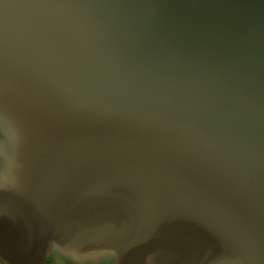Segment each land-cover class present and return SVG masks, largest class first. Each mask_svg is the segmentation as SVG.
<instances>
[{"label": "water", "instance_id": "95a60500", "mask_svg": "<svg viewBox=\"0 0 264 264\" xmlns=\"http://www.w3.org/2000/svg\"><path fill=\"white\" fill-rule=\"evenodd\" d=\"M0 263L264 264V0H0Z\"/></svg>", "mask_w": 264, "mask_h": 264}, {"label": "flooded vegetation", "instance_id": "af4514ba", "mask_svg": "<svg viewBox=\"0 0 264 264\" xmlns=\"http://www.w3.org/2000/svg\"><path fill=\"white\" fill-rule=\"evenodd\" d=\"M46 264H67V263L62 262V258L58 255L57 251L55 249H52L48 257L46 258ZM97 264H112V262L109 259H103Z\"/></svg>", "mask_w": 264, "mask_h": 264}, {"label": "snow or ice", "instance_id": "6c2138e0", "mask_svg": "<svg viewBox=\"0 0 264 264\" xmlns=\"http://www.w3.org/2000/svg\"><path fill=\"white\" fill-rule=\"evenodd\" d=\"M2 151H3L2 148H0V154H2Z\"/></svg>", "mask_w": 264, "mask_h": 264}, {"label": "rangeland", "instance_id": "374dc122", "mask_svg": "<svg viewBox=\"0 0 264 264\" xmlns=\"http://www.w3.org/2000/svg\"><path fill=\"white\" fill-rule=\"evenodd\" d=\"M62 262H64V261H62ZM1 264V263H0Z\"/></svg>", "mask_w": 264, "mask_h": 264}]
</instances>
